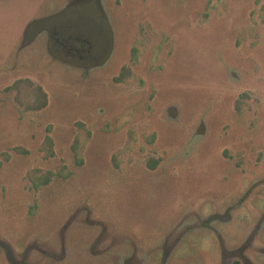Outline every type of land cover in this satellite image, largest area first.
<instances>
[{"label":"rangeland","instance_id":"rangeland-1","mask_svg":"<svg viewBox=\"0 0 264 264\" xmlns=\"http://www.w3.org/2000/svg\"><path fill=\"white\" fill-rule=\"evenodd\" d=\"M235 260L264 264V0H0V264Z\"/></svg>","mask_w":264,"mask_h":264},{"label":"trees","instance_id":"trees-1","mask_svg":"<svg viewBox=\"0 0 264 264\" xmlns=\"http://www.w3.org/2000/svg\"><path fill=\"white\" fill-rule=\"evenodd\" d=\"M38 90H39L40 94H43L42 89L40 87L38 88ZM42 96H43L42 105H44L46 103V99L44 98V95H42ZM233 264H242V263L239 260H235L233 262Z\"/></svg>","mask_w":264,"mask_h":264}]
</instances>
